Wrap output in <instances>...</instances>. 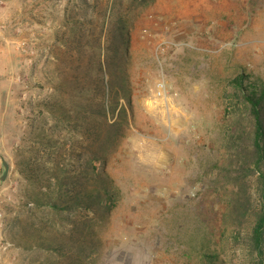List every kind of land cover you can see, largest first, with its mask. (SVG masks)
Returning <instances> with one entry per match:
<instances>
[{
	"label": "rangeland",
	"instance_id": "rangeland-1",
	"mask_svg": "<svg viewBox=\"0 0 264 264\" xmlns=\"http://www.w3.org/2000/svg\"><path fill=\"white\" fill-rule=\"evenodd\" d=\"M105 8L96 59L120 21L126 36L109 85L113 128L94 161L113 202L78 229L90 253L74 264H202L204 252L251 264L244 223L235 235L228 222L232 181L220 167L231 134L250 143L252 117L234 81L264 85V0H0V157L9 166L0 180V264L62 262L49 246L66 239L68 221L27 203L32 186L19 166L40 133L55 130L77 149L86 143L75 122L58 123L44 103L59 84L63 105L74 103L63 41L73 16L97 34Z\"/></svg>",
	"mask_w": 264,
	"mask_h": 264
},
{
	"label": "trees",
	"instance_id": "trees-1",
	"mask_svg": "<svg viewBox=\"0 0 264 264\" xmlns=\"http://www.w3.org/2000/svg\"><path fill=\"white\" fill-rule=\"evenodd\" d=\"M84 6L95 9L97 2L84 1ZM102 15L97 34L93 28H84L79 17L73 16L68 37L63 41L72 67L70 77L73 83L69 85L68 95L74 103L70 108L63 105L65 86L62 84L57 85L52 99L44 103L58 123L65 120L75 122L73 127L83 130L86 143L77 141V149L69 138H66L67 142H60V134L54 133L55 130L40 133L33 139L29 153L22 156L19 166V172L32 186V191L27 194V203L68 221L66 239L49 246L60 255L62 262L59 264H74L75 260L81 259L80 255L86 257L90 253L89 241L79 238L76 233L80 228L83 231L89 227L94 216L108 213L113 202L108 190L109 181L99 172L94 161L102 159L107 132L113 128V122L107 119L109 85H113V72L118 75V69L125 60L126 54L122 49L126 36L120 21L112 32V46H106L103 59H96L94 53L100 49L106 8ZM88 48L91 51L89 58L85 55ZM116 78L121 80V76ZM82 81L92 85H80ZM234 83L237 95L248 106L253 122L250 143L241 140L242 132L231 134L226 141L229 160L220 167V171L224 170L223 174L231 177L232 184L225 197V209L235 235L242 232L250 263L264 264V85L258 86L254 82L243 84L240 77ZM68 153H71L75 165L70 161L63 163ZM240 226L243 228L241 232ZM39 244L42 246L44 242L39 241ZM200 258L202 264H224L218 253L204 252Z\"/></svg>",
	"mask_w": 264,
	"mask_h": 264
},
{
	"label": "water",
	"instance_id": "water-1",
	"mask_svg": "<svg viewBox=\"0 0 264 264\" xmlns=\"http://www.w3.org/2000/svg\"><path fill=\"white\" fill-rule=\"evenodd\" d=\"M0 160H1V163L3 165V171H2V173L0 175V180H4V178L7 175L9 166H8L7 161L4 158L0 157Z\"/></svg>",
	"mask_w": 264,
	"mask_h": 264
}]
</instances>
